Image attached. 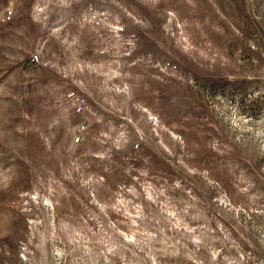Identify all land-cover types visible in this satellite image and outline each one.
I'll list each match as a JSON object with an SVG mask.
<instances>
[{"label": "rangeland", "instance_id": "obj_1", "mask_svg": "<svg viewBox=\"0 0 264 264\" xmlns=\"http://www.w3.org/2000/svg\"><path fill=\"white\" fill-rule=\"evenodd\" d=\"M0 264H264V0H0Z\"/></svg>", "mask_w": 264, "mask_h": 264}]
</instances>
